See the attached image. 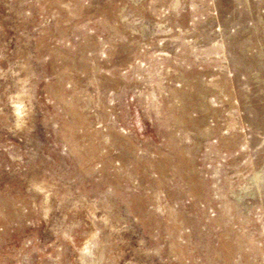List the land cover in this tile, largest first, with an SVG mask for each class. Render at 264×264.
Segmentation results:
<instances>
[{
  "label": "rangeland",
  "instance_id": "rangeland-1",
  "mask_svg": "<svg viewBox=\"0 0 264 264\" xmlns=\"http://www.w3.org/2000/svg\"><path fill=\"white\" fill-rule=\"evenodd\" d=\"M0 264H264V0H0Z\"/></svg>",
  "mask_w": 264,
  "mask_h": 264
},
{
  "label": "clouds",
  "instance_id": "clouds-1",
  "mask_svg": "<svg viewBox=\"0 0 264 264\" xmlns=\"http://www.w3.org/2000/svg\"><path fill=\"white\" fill-rule=\"evenodd\" d=\"M14 107L17 109V116L20 117L23 115V104L14 105Z\"/></svg>",
  "mask_w": 264,
  "mask_h": 264
}]
</instances>
